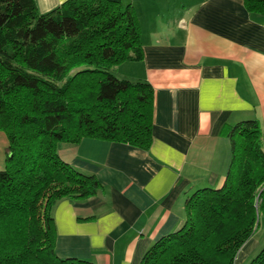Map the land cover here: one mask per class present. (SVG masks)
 I'll return each mask as SVG.
<instances>
[{"label": "trees", "instance_id": "obj_1", "mask_svg": "<svg viewBox=\"0 0 264 264\" xmlns=\"http://www.w3.org/2000/svg\"><path fill=\"white\" fill-rule=\"evenodd\" d=\"M264 16V0H244ZM144 60L135 8L123 0H67L41 13L37 0H0V131L9 140L0 170V264H93L56 253L52 216L63 199L103 191L98 178L65 162L59 145L84 139L153 144L155 89L113 69ZM232 161L222 187L196 191L181 229L141 264H236L264 218L260 122L231 127ZM249 264H264V247Z\"/></svg>", "mask_w": 264, "mask_h": 264}, {"label": "crops", "instance_id": "obj_2", "mask_svg": "<svg viewBox=\"0 0 264 264\" xmlns=\"http://www.w3.org/2000/svg\"><path fill=\"white\" fill-rule=\"evenodd\" d=\"M66 1L37 4L48 13ZM123 1L139 19L144 60L113 71L154 87L153 144L143 150L86 138L59 145L65 162L104 189L55 205L56 253L93 264H141L158 240L183 227L189 197L224 184L229 129L257 119L264 135V16L250 13L244 0ZM8 147L0 131V170ZM255 241L243 248L241 264Z\"/></svg>", "mask_w": 264, "mask_h": 264}, {"label": "rangeland", "instance_id": "obj_3", "mask_svg": "<svg viewBox=\"0 0 264 264\" xmlns=\"http://www.w3.org/2000/svg\"><path fill=\"white\" fill-rule=\"evenodd\" d=\"M113 74L115 75L114 71H113ZM253 239H256V241H255L254 246L251 248V249H253L251 251L252 253L250 252L251 255L248 256L247 261L244 264H249L251 259H253L254 256L256 255V253L259 252L262 247H264V218H262L261 226L259 228V231L255 234ZM241 252H243V249H242ZM241 252L238 255L236 264H241V259H239V258H241L240 257L241 256Z\"/></svg>", "mask_w": 264, "mask_h": 264}]
</instances>
